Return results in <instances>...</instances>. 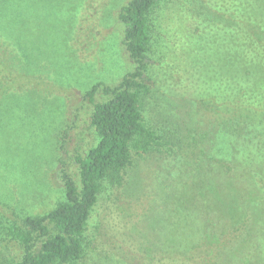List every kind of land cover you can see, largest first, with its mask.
I'll use <instances>...</instances> for the list:
<instances>
[{"label":"rangeland","instance_id":"rangeland-1","mask_svg":"<svg viewBox=\"0 0 264 264\" xmlns=\"http://www.w3.org/2000/svg\"><path fill=\"white\" fill-rule=\"evenodd\" d=\"M127 1L17 0L18 15L13 26L8 24L13 33L4 34L5 23L0 22V44L4 40L8 45L7 52H1L4 46L0 45V224L10 220L9 206L19 215H37L54 207L64 197L62 170L79 182L74 155H84L97 142L89 124L93 103L86 92L98 83L93 101L107 99L102 87L115 85L135 67L121 44L123 28L116 17ZM221 1L161 0L153 8L146 89L140 94L139 109L158 136L157 144L148 152L133 154L120 185L103 181L86 224L84 255L78 264H143L147 254L154 257L155 249L146 246L156 242L152 229H174L173 213L168 206L164 214L160 201L173 199L180 183L197 180L206 162L210 168L217 165L219 174L213 175L217 178L211 185L215 189L233 158L247 153L235 146V136L221 132L217 116L211 113L215 111L205 109L201 101L203 81L209 79L212 56L222 39L217 26L214 31L207 27L214 24L213 10L220 9ZM262 1L242 2L239 16L264 17ZM255 34L252 30L247 39L251 41ZM227 46L229 42L220 45L222 55ZM186 133L205 154L192 145L178 148L180 135ZM262 148L263 152L246 158L258 163L263 173L254 164L255 173L249 178L254 183L242 192L256 200V227L250 228L258 230L257 237L241 242L240 250L244 247L249 256L244 264H264ZM234 212L235 216L243 213L240 208ZM241 218L233 226L241 225ZM202 249L208 258L212 249ZM224 252L215 247L213 255ZM18 253L15 242L0 239V264H9ZM199 253L196 247L194 255ZM238 255L237 250L232 259L238 260ZM176 257L183 262L189 254Z\"/></svg>","mask_w":264,"mask_h":264},{"label":"trees","instance_id":"trees-1","mask_svg":"<svg viewBox=\"0 0 264 264\" xmlns=\"http://www.w3.org/2000/svg\"><path fill=\"white\" fill-rule=\"evenodd\" d=\"M16 1L0 0V22L5 23L4 34L13 33L9 26H13L18 15ZM159 1L128 0L118 9L116 17L123 28L121 44L135 67L115 85L102 87L107 99L93 101L98 83L86 92L88 100L93 103L89 124L94 129L97 142L84 155H74L79 182L76 183L68 172L62 170L64 197L41 214L19 215L9 206L11 216L7 217L10 220L0 224V239L2 242H15L19 250L16 259L9 264H78L84 255L86 224L103 181L120 185L126 169L132 164L133 154L148 152L157 144L158 136L145 123L139 101L141 92L146 89L144 72L151 47L150 14ZM244 1L253 0H222L217 5L220 9L213 10L214 24L207 28L214 31L217 26L222 39L218 43V53L212 56L209 79L203 81L201 101L205 109L215 111L211 113L217 116L221 132L235 136V146L248 151L233 158L222 184L215 189H211V185L217 178L213 175L219 174L217 165L210 164V168L206 162L205 170L197 180L192 178L187 183H180V190L173 199L160 201L164 214L170 207L174 229H152L156 233V242H147L146 246L148 250L155 249L156 255L150 257L147 254L143 264H236L238 260L244 264L249 259L246 249L242 247L240 250V246L241 242L257 237L258 230L250 228L256 227L253 218L256 200L249 199L242 192L248 184L254 183L249 178L255 173L252 169L255 162L246 158L252 157L256 151L263 152L264 147V119L263 122L258 121L264 118L260 117L261 113L264 114V17L255 20L246 12L248 17L244 14L239 16L238 10H243ZM239 3L242 9H239ZM252 30L256 34L250 41L247 36ZM254 39L256 50L252 51L249 47L255 44ZM226 42L229 46L226 54L222 55L220 45ZM2 45L1 52H7L8 45L4 40ZM1 65L0 61V68ZM252 76L255 78L253 81ZM207 79L209 87H206ZM186 144L205 154L203 149H198L197 140H192L187 133L181 134L178 148ZM261 157L263 154L259 159ZM254 166L259 168L258 163ZM258 170L263 173L261 167ZM148 201L151 208L154 201L151 198ZM237 208L243 211L242 216H235ZM240 217L241 225L233 226ZM222 225L226 226L221 228ZM158 226H161L159 222ZM232 242H238L237 246ZM202 246L206 250L212 249L208 258L204 257ZM196 247L200 253L194 255ZM215 247L225 252L214 256ZM237 250L239 258L234 261L232 256L237 254ZM179 253H188L189 258L181 262L176 257Z\"/></svg>","mask_w":264,"mask_h":264}]
</instances>
